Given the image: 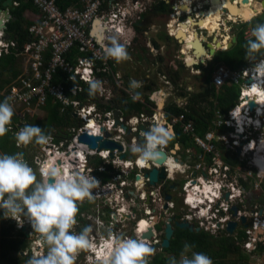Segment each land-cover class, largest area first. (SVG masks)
I'll return each instance as SVG.
<instances>
[{
  "label": "clouds",
  "instance_id": "obj_1",
  "mask_svg": "<svg viewBox=\"0 0 264 264\" xmlns=\"http://www.w3.org/2000/svg\"><path fill=\"white\" fill-rule=\"evenodd\" d=\"M142 1L147 2L145 0H141V2ZM207 1L210 0H206V3ZM233 1L235 3L236 1L239 2V0H233ZM263 1L264 0L262 1L256 0L254 2V6H256L257 4H262ZM133 3H135V1H133ZM204 3L205 2L199 1V2H195V5L196 7H201L200 5ZM209 5L210 6L204 4V6L201 7L202 9L199 10V13L201 14V12H204L206 8H208V10L211 9L213 4L210 3ZM74 7H80V6H73L71 8ZM9 8L11 7L8 6V9ZM191 8L193 9V7ZM227 8L228 7L226 6L225 9ZM143 10L144 11H142L141 14L139 15L141 16V21L143 20V15L147 14L146 8ZM133 13L132 15L134 16V18H136V15H134ZM263 13L264 10L262 11V13L256 15V17H254L253 19H251V13H246L245 19H251L250 21L256 20ZM223 14H224L225 24L232 25L226 29H234L238 18H235L234 20H232V22H230L229 15L232 14L225 12H223ZM197 15L198 13H195L190 17L189 14L185 13L181 17V18L186 17L185 22L180 21L181 18L180 19L177 18L175 21H177L179 28L178 27L173 29L170 28L171 30L169 34L170 37L169 36L167 37L169 38L170 44L172 41H175V43L178 46V55H179L178 59L181 60V66H180V70L175 71L176 73H178L177 76L182 78L181 77L182 72L186 73L188 69H191L196 75L194 76V79L200 81L203 75L205 76V70H208L210 68V63L213 61V58L219 52L227 51L228 49H225L226 48L225 36L227 35L225 28L222 29V32L225 35L220 39V41L224 42L223 47H220V49L214 47L216 50V54L214 55V57L211 55H207L205 56V58H201V59H199L196 54L197 50H195L194 48L186 49L185 46L179 40H177L176 38L177 35L173 36L174 30L180 31L181 25H188L187 22L189 18L193 19L196 23H200L196 19ZM11 16H12L11 13L10 15L8 14V17ZM130 19L132 21L133 17H130ZM138 24L139 22L134 27L130 26L129 24H123L120 26V31L117 32V36L119 40L115 36H113L110 38L111 39L110 45L105 46V56L107 58L114 59V62L115 61L120 62L130 58L128 52H131L133 56V53H135L140 47L138 44L139 39L141 37H144V35H142V33L138 31ZM142 26L145 27V31H144L145 33L147 31V25H145L144 23L142 24ZM189 26L191 27L192 24ZM195 30L197 33L200 34L201 41L202 40L204 41L203 33L205 31L200 30L199 25L195 27ZM248 31H252L253 36L248 38L246 36V33ZM244 39L248 41L247 50H246V56H248L247 64L249 65L248 63L249 58H252V61L255 62L253 66V72H254L253 76H248L249 78L247 80H245V76H243V72H244L243 68H246L248 65H246V67H240L234 69L224 64L216 65L217 68L212 72V82H213V76L220 66L227 67L233 72H240L241 75L243 76V78L240 79L239 83L228 81L223 86H217L215 82H213L217 88V93L219 95L222 93V89L227 84L238 85L241 87V98L239 103L236 105V107L232 109L229 112V114H226L221 109H217L216 120L219 119L218 116H222L223 120L225 121L229 120L232 123L231 126L225 124L222 129H224V131H226L229 134L238 136L240 140H242L240 142V146L236 147L235 150L228 151L227 157L231 159L233 157L236 158L237 156L238 159L240 160V163L237 166L244 165L245 167H250L251 166L250 162H253V166H254L253 169L255 171V175L258 176L259 174H261L264 176L263 170L258 165V161L264 160V104L261 103V98L260 99L257 98V101L261 105V107L260 109L259 108L252 109L250 102L254 101L255 98L253 97L248 98L246 95L248 88L250 89V91L255 92L256 89L259 87L264 97V53H261L260 55L257 56V53H260V50L264 49V24H257L252 29L247 30L245 32ZM129 40L132 45L126 44L127 43L126 41ZM154 44L152 45H154L155 47L154 49L156 53L153 52L152 54H157L158 51L161 54L160 56H156V58H154V56L152 57L148 55L146 58H150L151 61L150 64L156 65L155 61L158 64L167 61L168 58H166V56L164 57V52H165L164 47H162L160 44H157V42H154ZM156 44L159 46V48L156 47ZM187 56L191 57L195 61L192 65L188 64L187 61L189 59L187 58ZM258 57H261V59L258 60ZM133 58L134 56L132 57V61L134 60ZM202 60H204V62H202ZM169 62H171L170 59ZM151 73L152 74L149 73L150 75L146 76V79H144V81L148 84H144L142 86V81H137L133 79L130 81V87L135 89V88L145 87L147 85L153 86V82H154L156 86L153 87H157L159 89L153 91L149 99L151 98L150 100L153 101L155 104L146 103L145 101L150 102V100L141 99V94L139 92H135L134 94L131 92L133 94L132 95L133 100L129 99V95H127L128 97L126 96L128 100L126 101L128 103L124 108L121 107V103H122L120 102L121 99L118 102H114L113 104H107L109 105V107H112L113 105H116V107L119 106V108L116 109V111H114L116 116L117 113L122 114L119 116V118L124 117L126 119L129 118L132 119L135 117V115L137 118L142 115H146V117H148L150 120L155 122L154 125L150 127L148 131H145L146 128L139 127V130L145 132L144 137L140 138V135L137 134V136L140 139L138 140L137 143L131 145L130 148L131 152H129V155L131 156H133V154H136V159L135 160L131 159V161H128L126 160L125 155H123L125 159L122 160L123 156H121V160L123 162L128 161L134 164L135 171L133 172L130 178L134 176V174L136 173V169L137 170L140 168L146 169V167L148 165H151V163L152 164L158 163L162 159V152H163L162 148L167 144L169 145L170 144L169 142L172 141L173 139L176 140L177 144L182 147H186V146L189 147L194 142L192 138L185 137L181 133L180 131L182 130L181 127L174 128L171 125V121L169 120V118L168 120L164 119L166 123L165 125L159 124L158 112L160 111L163 113L164 107L166 106L165 102L167 97L164 94L163 87L162 89H160L161 86L158 84V80L157 79L153 80L154 78L153 76L156 77V75L154 74L153 71ZM186 83L187 85H189L188 82ZM125 87H126V83H125ZM130 87H128V90H130ZM101 88H102V84L100 81L98 80L91 81L89 85V95H94ZM189 90L193 94H196V91H193L192 88H190ZM10 99H11L10 97H7L3 101H0V136H3L5 133L8 132L9 130L8 125L11 123L12 117L14 115V108L12 104L9 103ZM125 99L126 98H122V100ZM139 99L140 102L136 101ZM131 101L135 103H141L142 105L146 103L147 105L146 106L144 105L145 106L144 114L141 115L133 114L131 116L126 115L124 113V110L129 109L128 107L132 104ZM176 102L179 106H183L184 102L185 104H188V99L185 97H177ZM245 102H248V104H245ZM116 103H118V105ZM158 107H160V110H158ZM107 108L108 107L103 109H107ZM186 116L188 118V114ZM164 118H165V114H164ZM215 121L213 122L210 129L214 127ZM116 126H117V121L113 130L117 129ZM119 126L121 127L120 122H119ZM100 130H102V136H98V137H102L105 141L115 143L110 140L113 138V135L111 133L110 134L108 133L107 131L108 129L103 128ZM173 130L175 131V133ZM178 133H180L181 135L178 136L177 135ZM180 138L189 141L187 143L178 142V139ZM15 140L18 146L28 145L33 142L40 145H46L51 140V136L47 135L45 131L42 130L37 125L25 124L22 128H20L16 132ZM125 140H127V138ZM67 142H70L69 144L71 145L73 143V137L69 139ZM61 143L62 142H60L59 144L56 143V145H60ZM124 143L131 144L132 139L131 141H125ZM177 144L175 145L170 144V145L174 147ZM117 145H119L122 148L121 152H123L124 150L123 145L122 144H117ZM69 147L65 151H68ZM260 150L262 152L258 154ZM102 151H111V150H102ZM114 151H119V150H114ZM245 151H249L250 153L249 156L246 158L244 156ZM111 158L113 159V156ZM85 159L86 160L84 162L86 164L83 165V169L80 168L79 166L72 173H69L62 166L52 164L50 161L45 160L39 168V173L42 179L38 180L36 171L33 169L32 166H30L25 161L24 157L22 158V154L20 153L0 154V211L3 212L4 218H7V221L10 223L11 226H13L18 231V233L22 232L24 234L23 230L25 228L27 229L26 235L24 234L26 239L23 240L24 242L27 243V247L24 251L21 250L22 252L21 251L17 252V255H20L21 257L25 255L22 257V259H25V261H27L28 264H75L76 257L78 258V261L80 258H83L85 263H87L86 261H88V257H87L88 254H90L91 256L92 255L97 256L99 254L102 262V263L98 262L99 264H149L148 257L155 252V249L153 247L161 246L159 245L160 243L159 239L162 234L166 233L167 225L171 224L169 223V220H173L172 223L173 230L174 228H176L175 227L176 223H188L191 226L193 225L195 229V232H191V233H200V232L209 233L200 227V222H199V219H206L208 215L211 214L209 212H211L212 209L208 208V206L212 205L216 208L220 203L224 201L229 202L231 204L233 203L230 201V196H231L230 192H226L225 189L222 190L217 188L215 183L209 186L207 192H203L206 191L204 189V186L205 184L207 186V183L198 182L195 183L194 186L198 184L197 186H200V188L202 187L201 189L203 191L201 194H198V197L194 195L195 201L193 202V204H189L188 202L189 195L187 196V193L184 191L185 185L188 184L187 178L189 175H187L185 177H182V181L184 182V185L181 195L183 209L185 208L184 212H187V216L184 217L181 214L175 213L173 211L175 207V201L172 198L170 202L167 200V198H169L167 197V195L170 194L168 187L170 184H174L181 180L174 179L170 173V169L167 172L166 167H164L162 169L165 170V174H166L165 181L163 182L159 181V183L155 187L151 186L149 181L150 186L153 188H156L159 185H164L162 191V197H161L163 200V204H165L164 210L160 211L158 207L156 208L152 207L154 206V204H152L151 199L147 200L146 202V205L150 210H154V209L156 210L155 214L153 215V218L155 219V226L153 227L151 225L150 216L145 213L144 207L142 208L141 219L138 221H132V216L127 214L128 208L118 207V202L123 201L122 200L123 196L119 193V191L122 189V187H120L121 180L119 182L113 181L112 177L114 175H111L112 173L111 168L104 165V161H102L100 157H96L95 155H89L87 153ZM101 168H104L105 171L100 172L99 170ZM155 169L158 171L162 170V169L159 170L157 168H154L153 170ZM152 171L145 170V178ZM197 177H198L197 174L192 176L193 179ZM146 179L149 180L148 178ZM253 182L254 181L252 179L249 180H246L244 178L240 179L239 186H240L241 195L236 198V203L232 204V208L230 211V214L232 216H231V220L228 223V225L231 222L237 223V228L235 229V231L233 233H230L227 227L226 231L222 230L221 233H219L218 235L212 234L215 237L223 236V235H231V237L234 236V238L237 237L238 244L240 243L241 248L243 249H244L243 242L247 240L245 230L246 228H248V226L249 227L251 226L249 220L250 217L248 214L252 215L251 213L255 211L256 207H264V203H263L264 186L262 191L253 192L254 191ZM108 184H114V185L116 184L117 189L113 190L114 193H112L113 192L112 191L102 196V192ZM252 189L253 191H251ZM98 192L101 194L100 197H98L99 194ZM194 192H196V190H194L193 193ZM133 193L135 196L134 200L141 203L140 192L134 191ZM226 195H228L227 199H226ZM112 196L113 198L110 199V197ZM89 198L92 199L93 201L92 203L95 204V207L97 209L96 213H97L98 221H103L105 223L106 220L103 218L104 210H106L109 216L110 215L112 216V214L117 215L119 211L120 215L122 216L120 221L125 222L126 232L129 229V225L133 223L135 227L136 238L131 237V234L130 235L126 234L125 237L113 236V234L109 232V235L106 236L108 238L104 241L102 247L99 249V253L98 254L94 253L92 248L95 246H99L101 244V241L99 240L97 242H93L92 239L90 238L92 227L91 225L88 224L89 215H88L87 199ZM249 198H251V200H254L255 198V201H252L253 203L252 202L250 203L248 200ZM259 199L260 201H258ZM108 200L112 201V206H114L115 208L114 210H112L110 208L111 206L108 205L107 203L109 202ZM199 200H202V202H199ZM78 201L81 202L79 207L77 203ZM125 202L126 205L128 206L127 204L128 202L127 201ZM148 202H150L149 205ZM105 203L107 204L106 206H104ZM143 204L141 203V205ZM235 207H237L238 209L237 215H235L233 211V208ZM79 210L81 214H79V217H77L78 215L77 213L79 212ZM123 211L125 212L121 213ZM194 211H196L198 216H195L193 214ZM244 211H245V215L239 214L240 212H244ZM128 217L130 219H128ZM187 217H193L192 221H185V218ZM243 217L246 218V223H242ZM262 218L264 220L263 213H262ZM77 220H79V223H77ZM143 220H146L148 222V225L151 226L147 229L146 232H141V229L139 228V224ZM17 224L18 226L23 225V228L21 230L18 229ZM97 224L98 223H96V226L98 227ZM150 230L153 231L154 234L153 239L151 240L144 239V236L148 235ZM162 230H165V232L161 233ZM197 230H200V232H196ZM237 233H239L240 235L241 233H244V239L242 242H239L240 235H238ZM139 238H142L144 241L147 242L145 243ZM39 239L40 240L43 239L46 242L47 250L44 247L45 244L43 245L42 243H40V241H38ZM38 243L42 245V247L39 248L38 250L39 252H41V255L39 256L33 250L35 244ZM263 244L264 242L259 244L258 251L249 253L244 249L243 252H245V254L246 253L249 254V256L253 255L256 252H264V250L261 251L260 249V246ZM191 248L192 246L186 243L184 245V250L180 254L179 260H177L175 257H172L170 258L169 264H214L211 257L206 255L205 253L195 252V251L188 253L191 250ZM251 263L264 264L263 262L260 263L251 262Z\"/></svg>",
  "mask_w": 264,
  "mask_h": 264
},
{
  "label": "built area",
  "instance_id": "obj_2",
  "mask_svg": "<svg viewBox=\"0 0 264 264\" xmlns=\"http://www.w3.org/2000/svg\"><path fill=\"white\" fill-rule=\"evenodd\" d=\"M26 1L32 3L38 9L39 18L36 19L35 17V19H33L32 16L26 18L28 21L34 23V25L29 30L30 41L25 46L21 45L18 35L13 38L8 31V27L13 18L12 16L8 17V14L10 15L13 8L17 9L21 7L24 0H13V6L9 9L0 8V59L7 55L14 54L17 64L19 66L23 65V69L25 67L26 70V73H24L23 70V73L19 75V78L10 88L0 94V101L10 97L9 103H11L14 108V115L21 117L23 114L33 115V117L39 116L47 110L49 101H52L61 106V116H65L69 113L74 118L79 119L84 127H82L81 130L79 129L78 132L73 129L72 134H70L73 137V143L70 145L71 147H69L68 151L64 152H61L60 149L57 150L63 153V155H69V157L72 156V147L75 142L78 144L79 137L84 134L93 136L87 131L91 123H94L99 129H108V133L113 135V138L110 140L117 144H122L124 147L123 152L92 151L87 145L79 144L87 149L89 155L100 157V159L104 161V165L111 168V175H114L112 177L113 181L119 182L121 180L120 187H122V189L119 193L123 196L122 200L128 202L127 214L133 217L134 213L132 212V208L135 204L136 207H138V205L137 201L132 198L134 195L132 187L134 186L129 178L131 177V173L135 171V168L134 164L128 161H131L134 157L129 155L131 146L124 142L126 138L130 137L132 138V144L137 143L141 137H144L145 133L139 130V127L146 128L145 131H148L155 122L146 117V115H142L138 118L134 117L129 120V122L126 118L121 117L119 118L121 127L126 129L131 127L130 130H113L116 125L115 112L103 109L99 105H102L104 102L113 104L117 94L126 93L127 95H131V97L133 94L130 90L126 89L125 82L122 81L121 77H114V81H111L97 77L96 72L100 71H97L100 65L103 64L107 66L114 62V59L105 56V46L110 45L111 37L115 36L118 39L117 32L120 31V26L129 24L134 27L141 21V16L136 15V18H134L132 13L135 12L134 9H138L139 6L142 8V2L141 0H134L135 3L132 4L131 8L130 5H123L121 0H82L80 7L69 8L64 11L59 7L57 0ZM236 3H238V1H236ZM176 6L182 7L184 3L182 2ZM177 7L175 8L176 10ZM191 7H193V9L189 14L190 17L198 13L196 19L202 22L203 17L198 11V9L202 8L196 7L194 1H192ZM183 15L181 11L177 10L173 18L175 20L177 18L180 19ZM130 17H133L132 21ZM232 18V15H229L230 22H232ZM187 23L188 25L192 24L190 18ZM200 30H202L201 27ZM97 32L103 33L105 37L104 41L99 42L97 39L98 37L95 36ZM246 36L249 38L253 35L251 31H248ZM126 42L128 45H132L130 40ZM248 63L249 65L243 68L245 80L249 78L248 76H253L254 73L253 66L255 62L252 61V58H249ZM61 72L65 73L67 76V78H65V83L74 86L72 87L71 93L75 99L67 95V88H65L63 84H54V80ZM243 76L240 72H233L227 67L220 66L213 76V82H215L217 86H223L228 81L239 83ZM93 80H98L102 84V88L98 90L97 94L94 96L96 99L92 100L91 97H87L86 101H79L77 99L78 95L84 93L82 84L90 85V82ZM107 84H110L112 89H108L106 87ZM136 101L140 102V99ZM245 104H248V102H245ZM218 117L219 119L215 121L214 127L210 129L205 136L198 134L195 123L188 122L186 115L175 117L173 120L169 118L174 128L181 127V133L185 137L192 138L194 142L189 147H177L178 150L182 148L181 153L178 154V159H173V152L169 151L171 148H169L167 144L162 148V151L168 156V163L166 165L159 166L151 163L146 169H138V171L136 169L137 173L134 176L137 179L135 182V189L136 192L141 193V203H144L142 208H148L146 202L151 199L152 204L164 210L165 204H163L161 198L164 185H159L156 188L151 187L149 180L145 178L144 174L145 170L152 171L154 168L161 170L164 167H166V171L168 172L169 168L167 167H169L168 164H170V162H173L177 166H181V168H183L182 166L185 162H191L193 160L199 162L198 166L193 167L198 177L193 179L192 175L187 178L188 184L184 187L187 196L190 190H196L195 196L197 197L198 194L202 193L200 186H197L198 184L194 186L195 183L206 182L208 187L215 183L217 188L222 190L225 189L226 192L231 193L230 201L234 204L236 203V198L241 195L239 186L241 178L246 180L252 179L253 181L259 180L261 183L257 188H254V191L260 192L263 190L264 176L261 174L258 176L255 175L253 162H250V167H245L244 165L233 167L230 163L226 162L221 155V146L227 151H232L240 146L241 141L236 135H231L233 136L231 139L228 137V133L222 128L225 124L231 126L232 123L229 120H223L222 116ZM164 119L167 120V117L165 116ZM137 134L140 135V138ZM94 136H102V130H96ZM50 146L53 147L54 150L58 148V146L53 143L48 147ZM61 147L63 148L64 144H61ZM249 154V151H245V158L248 157ZM123 155H125L126 160H128L127 162L121 160V156ZM112 156L113 159L111 158ZM191 169L192 167H189V171H191ZM73 171H75V169H73ZM99 171L104 172L105 169L101 168ZM180 172L183 173V170L181 169ZM116 189V184H108L104 188L102 196ZM204 189L206 190L205 186ZM100 195L99 193L98 197H100ZM108 201V205L114 210L115 208L112 206V201ZM199 202H202V200H199ZM232 204L224 201L216 208L209 205L208 208L212 209V211L209 212L211 214H209L206 219H199L200 227L206 232L215 235L221 233L222 230L226 231L232 216L230 214ZM106 205L105 203L104 206ZM155 212V209L152 211H145V213L150 216V222L153 227L155 226V219L153 218ZM262 213L264 215V207H256L255 211L251 213L252 215L248 214L251 226H248L245 230L247 240L243 242V247L245 251L249 253L258 251L259 244L264 242V220L262 218ZM193 214L198 216L196 211H194ZM239 214L245 215V211ZM121 218L122 216L119 211L117 215L112 214L111 216L112 228H110V231H112L113 236L125 237L127 234L126 230H124L126 229L125 222H121ZM192 219L193 217H187L185 221H192ZM17 228L21 230L23 225L18 226L17 224ZM102 228H105L104 224L100 223V227L95 228L96 231L94 233L92 232L90 235L93 242L101 241L99 246H95L96 249H100L104 241L108 238L102 235L105 231V229ZM115 230H118V232H115ZM139 239L145 243L147 242L142 238ZM41 247L42 245L40 243L35 244L33 247L34 252H36L38 256L41 255V252L38 251ZM99 249L97 253H99ZM87 257L88 261H86L87 263L85 264H99V255L91 256L88 254ZM75 264H78L77 257Z\"/></svg>",
  "mask_w": 264,
  "mask_h": 264
},
{
  "label": "trees",
  "instance_id": "obj_3",
  "mask_svg": "<svg viewBox=\"0 0 264 264\" xmlns=\"http://www.w3.org/2000/svg\"><path fill=\"white\" fill-rule=\"evenodd\" d=\"M59 7L62 10H68L69 8L73 6H80L82 3V0H57ZM24 5L22 8L16 10L15 15L19 18V21L16 23L11 24V30L15 35L19 36V40L22 46H25L30 40H29V30L34 25V23L28 21L25 17V14L27 13V10L30 9L31 5L28 1L24 0ZM34 6V5H33ZM35 7V6H34ZM35 11L38 12V9L35 7ZM156 13L158 15L154 14H145L143 15V19L146 18H159V17H167L172 15V6L167 3V1H160L155 8ZM39 13V12H38ZM255 25L257 24H264V21L260 18L256 19L254 21ZM143 21L139 22L138 24V31L140 33H143L145 31V27L142 26ZM248 27V24L243 26L246 29ZM245 38V32H241V35L239 36L238 43L232 48L228 49L227 51L219 52L214 58L213 61L210 63V68L208 70H205V81L207 82V87L204 91H202L201 94H193L189 88H187L186 93H181V97H185L188 99V122H194L197 127V132L199 135L205 136L206 133L210 130L213 122L216 120V110L221 109L226 114H229V112L236 107V105L239 103L241 98V87L238 85H230L227 84L222 89V93L219 95L217 93V88L212 82V72L217 68L216 65H219L220 63H223L226 66H229L231 68H240V67H246L248 56H246V50H247V40ZM143 37H141L138 41L139 49L143 48L141 40ZM169 40V38H168ZM156 47L159 48V46L156 44ZM138 49V51H139ZM144 49V48H143ZM232 50V51H231ZM229 51V52H228ZM146 52V51H145ZM261 53H264V49L260 50V53H257V56ZM129 59H126L125 61H128L132 59V53L129 52ZM17 60L15 59L14 54L7 55L0 59V92H2L8 85L10 86L12 82L19 77V69L17 68ZM120 62H113L109 65H100L98 67L97 71V77L103 78L106 80L114 81V77L122 79L126 83V86L128 87V80L129 77H126L125 74L119 71ZM203 69V68H201ZM21 74V73H20ZM177 75L178 73L175 72ZM115 75V76H114ZM65 78H67L65 73H60L58 77L54 80V84H63L65 88H67L66 92L67 95H69L70 98H73V95L71 93L72 87H74L72 84L68 85L65 83ZM84 87V93L79 94L77 99L79 101H86L87 97L92 98V100L96 99L94 98V95H89V85L82 84ZM153 86H156L153 82ZM148 87V86H147ZM147 90L153 92V88H147ZM125 96H127L126 93H124ZM128 97V96H127ZM127 97L125 100H122L121 107L124 108L127 105ZM75 99V98H73ZM76 99V100H77ZM131 105L128 107V115L131 114H144L145 106L141 103H135L131 101ZM102 108H106L103 105H99ZM60 108L61 106L59 104H55L52 101H49V104L47 106V111L49 113V117L47 118L46 124L44 127L47 128V135H52L55 132L56 128H60L61 135L64 132V128L70 126L71 124V114H66L65 116L60 115ZM113 109L112 107H108L107 110L111 111ZM178 113H185L184 111L178 110ZM130 115V116H131ZM29 115H26V117L16 116L13 115L11 123L8 125V132L5 133L3 136H0V151H4L5 154H17L18 148L16 146V140L14 136L12 135L15 131H18L20 128L23 127V121L24 119L28 118ZM34 118L33 116H31ZM27 121V119H26ZM31 124V123H29ZM16 125H20L21 127L17 128ZM40 128L43 126L42 124L38 125ZM74 127V125H73ZM13 130V131H10ZM69 139H71V135H67ZM65 138H59L56 139V143L59 144L62 140ZM189 140L185 139H178V142H188ZM8 145H11L12 148L8 150ZM221 149H224V147H220ZM224 159L226 162L230 163L233 167H237V165L240 163V160L236 156V158H228L227 156H224ZM77 217H79V214H81L80 210L77 213ZM7 218H4L3 214L0 218V222H5ZM19 238L15 240L12 236V232H9V229L5 228L4 226L0 228V264H23L25 259H21L18 255H16V252H19L21 250H25L27 247V243L23 240L26 239L25 235L22 232L18 233ZM244 239V233H241L239 237V242H242ZM190 244L192 246L191 250L188 253H191L192 251L195 252H202L206 255L210 256L214 264H252L249 258V255L245 252H241V245L240 243L236 241L234 236L231 237V235H223L215 237L214 235L210 233H189V232H183V231H177L175 234V238L171 242V247L167 250H164L165 253L168 255L160 254L155 256L149 264H169L170 258L175 257L177 260L180 258L181 252L184 250L185 244ZM261 251L264 250V244L260 246ZM187 253V254H188Z\"/></svg>",
  "mask_w": 264,
  "mask_h": 264
},
{
  "label": "rangeland",
  "instance_id": "obj_4",
  "mask_svg": "<svg viewBox=\"0 0 264 264\" xmlns=\"http://www.w3.org/2000/svg\"><path fill=\"white\" fill-rule=\"evenodd\" d=\"M133 1L134 0H121V3L123 4V5H126V6H129L130 5V7L132 8V4H133ZM145 1H147V2H144V1H142V8H138V9H135V13H134V15H137V16H139L140 14H141V12L142 11H144L143 9H145L146 8V10L147 9H149V10H152L154 13H155V15H158V13H156V11H155V8L157 7V5H158V3L160 2V1H162V0H145ZM184 0H174V1H172V0H170L169 1V3H171V6H172V8H173V11H174V13L172 14V15H170V16H167V17H159V18H156V20L153 22V23H151V24H153V25H151V26H148L147 25V30H148V33H142V35H144V37H143V40H142V44L143 45H145V46H147L148 47V45L150 44L149 42H151V43H153L154 44V42H157V44H160L162 47H163V45H164V48H165V46H167L166 45V43H168V51H169V53L168 54H166V52H168V51H166V52H164V57L166 56V58H168L167 59V61H165V62H163V63H159V66L160 67H162L163 66V68H168V67H170V68H174L175 66L176 67H178V65L177 64H179V63H181V62H179V61H177L176 59H178V57H179V55H178V46H177V44L175 43V41H172L171 42V44L169 43V42H164L160 37H164V36H169V34H167L166 33V31H168V25L170 24V23H172L171 21H172V18H173V15H175V13H176V5H179L180 3H182ZM262 1V0H261ZM144 5V6H143ZM206 10H208V8H206L205 9V11ZM244 20H245V18H243ZM143 21V23L142 24H144V19L142 20ZM242 22V19L239 21V23H241ZM168 26V27H167ZM229 26H232L231 24H227V25H225V27H223V28H228ZM252 26V25H251ZM247 29H248V27H247ZM220 33V32H219ZM235 36H237V34L235 35ZM239 36V35H238ZM170 37V36H169ZM155 45V44H154ZM153 45V46H154ZM163 50V49H162ZM142 51H146V54H145V57H140V53L142 52ZM155 53H156V51H154ZM148 53H150L152 56H160V52L158 51V53L157 54H152L151 53V50L149 49V48H147V49H143V48H140L139 49V51L137 50L135 53H133V56H134V60L132 61V59H130V60H128V61H121V63H122V65H121V67H124L125 65H129L130 63H132V62H135L134 64H135V69H129L130 70V75L131 76H134V77H136L137 76V80H141L142 81V86L144 85V84H148V83H146L145 81H144V79H146V76L147 75H150V74H152V73H150L149 74V71H151L152 70V68H151V61H150V58H146L147 56H148ZM128 54H129V52H128ZM130 55V54H129ZM168 56V57H167ZM169 59L171 60V62H169ZM259 59H261V57H258V60ZM21 65H22V63H21ZM23 66V65H22ZM22 66H20L19 68H21V69H23V67ZM188 69V68H187ZM24 73H26V70H25V67H24ZM128 70V71H129ZM178 70H180V67H179V69ZM127 71V70H126ZM154 74H155V71H154ZM126 75V74H125ZM194 76H196L195 75V73L191 70V69H188V71L186 72V73H184V72H182V80H184L185 82H188L189 83V85H187L188 86V88L190 89V88H192L193 89V91H196V94H198V92H199V94H201L202 93V91H204L205 89H206V87H207V82L205 81V77H204V75H203V77L200 79V81L199 80H196V79H194ZM141 77H143V78H141ZM160 78H158L157 77V80H158V84L161 86V88L160 89H162V87H164L165 86V84L163 83V81L162 80H159ZM128 80H133V79H131V78H128ZM153 80H155V79H153ZM147 86H149L148 88H153L154 90L153 91H155V90H158L159 88H157V87H153V86H150V85H147ZM147 86H145V87H140V88H136V89H133V88H131L130 87V91L134 94L135 92H139L140 94H141V99H148V100H150L149 99V97L152 95V91H148L146 88H147ZM106 87L108 88V89H112V87H111V85L110 84H107L106 85ZM126 89L128 90V87L126 86ZM122 98H126V96L124 95V94H117V96H116V99H115V102H118L120 99H122ZM129 99L130 100H133L132 99V97H131V95H129ZM128 101V100H127ZM146 103H153V104H155L153 101H151L150 100V102H147V101H145ZM144 104L145 106L147 105V104ZM117 105H118V103H116ZM105 107H109L108 105H107V102H104V104H103ZM29 115V114H28ZM31 116H33V115H29L28 116V118H26L27 119V121H26V119H24V120H22L23 121V126L25 125V124H29V123H31L32 125H40V124H42L43 126L41 127V129L42 130H44L45 131V133H47L48 131H47V128L46 127H44V125L46 124V121H47V117H48V111L45 113V114H40L39 116H36V117H34V118H32ZM22 117H26V115L25 114H23V116ZM129 120H131V118H129V119H127V121L129 122ZM73 125H74V127H73ZM19 127H21L20 125H16V127H15V129L14 130H16L17 128H19ZM82 127H84V125L81 123V122H79V119H76V118H74L73 116H71V124H70V126H68V127H66V128H64L63 130H64V132L61 134V135H59L58 133H60V131H58V130H60V128H56L55 129V132L52 134V135H50L51 136V140L46 144V145H40V144H36V143H30V144H28V145H17V143H16V146H17V148H18V153H20V154H22V155H24V159H26V161H27V163L30 165V166H32L33 167V169L36 171V174H37V179L38 180H40V179H42L41 178V176H40V173H39V168H40V166H41V164L45 161V160H49L48 158H51V161H52V163H55V162H57V160H60L61 162H62V165H64V166H67V162H69V158H67V157H69V155H67V156H63V155H61V154H58L56 151L58 150V149H60L61 150V152H64L65 150H67V148L70 146V142H65V141H68L69 140V137L67 136L68 134H72V131H73V129H75L77 132H78V130L80 129L81 130V128ZM96 130H99L97 127L95 128ZM18 130V129H17ZM16 132L17 131H15L12 135L14 136V138H15V134H16ZM235 134V133H234ZM231 135L232 134H229L228 133V137L231 139ZM233 137V136H232ZM59 138H65L64 140H62L61 142H64V143H61V144H64V147L62 148L61 147V144L60 145H56V139H59ZM233 139V138H232ZM233 140H236V139H233ZM240 141H242V140H240ZM51 143H53L54 145H56V146H58V148H56L55 150L53 149V147H48ZM171 145H175V144H177V141L176 140H172V141H170L169 142ZM7 146H8V150H10L11 148H12V146L11 145H8L7 144ZM46 147H48L49 149H46ZM71 147V146H70ZM76 147V150H74V148ZM45 149H46V152H45ZM233 151V150H232ZM220 153H221V155L224 157V156H227L228 155V151L227 150H225V149H221L220 150ZM260 153V152H259ZM258 153V154H259ZM0 154H5V152L4 151H0ZM47 154V155H46ZM79 154V159H80V164H82L83 162H84V159L81 157V155H80V151H79V149H78V146H74L73 148H72V152H71V155H72V157L74 156H77ZM23 157V156H22ZM75 165H77L76 163H74ZM199 165V162L198 161H196L195 162V160H193V161H191V162H185V164L182 166L183 168H182V170H183V173H179V174H176V175H174L173 176V178L174 179H177V180H182V177H185V176H187V175H189V176H192V175H194L195 174V172H194V168L193 167H196V166H198ZM189 167H192V169H191V171H189ZM70 170V169H69ZM263 170H264V167H263ZM71 171V170H70ZM133 173H131V175H132ZM188 176V177H189ZM260 181L259 180H256V181H254L253 182V188H257V186L258 185H260ZM263 186H264V184H263ZM251 191H253V189L251 190ZM253 192H255V191H253ZM112 193H114V191L112 192ZM141 194V193H140ZM113 198V196L112 197H110V199H112ZM264 198V197H263ZM179 200V199H178ZM249 200V202L251 203L252 201H255V198H254V200H251V198H249L248 199ZM193 201H195V199L193 200ZM258 201H260V199L258 200ZM93 201H92V199L91 198H89V199H87V205H88V215H89V218H88V224L89 225H91V227H92V232L94 233L95 231H96V223H103L104 224V227L105 228H102V229H105V231L102 233V235L104 236V237H106V236H108L109 235V232H111L112 233V231H110V228H112L111 227V220H110V217H111V215L109 216V214L106 212V210H104V213H103V218L106 220L105 221V223L103 222V221H98V218H97V213H96V211H97V209H96V207H95V204L94 203H92ZM253 203V202H252ZM263 203H264V201H263ZM78 207H79V202H78ZM118 207L119 208H128V206L126 205V202L125 201H119L118 202ZM152 207H154V208H156L157 206L156 205H154V206H152ZM145 211H150V209L149 208H146L145 209ZM152 211V210H151ZM125 212V211H124ZM123 212V213H124ZM122 213V212H121ZM3 214V212L2 211H0V218H1V215ZM77 223H79V220H77ZM100 223H99V225H98V227H100ZM0 226H4L5 228H7V229H9V232H12V236H13V238L15 239V240H17V236H18V231L13 227V226H11L10 225V223L6 220L5 222H3V221H1L0 222ZM130 226V225H129ZM125 230V229H124ZM77 231V230H76ZM264 231V230H263ZM91 232V233H92ZM115 232H118V230H115ZM91 233H90V235H91ZM244 249L242 248L241 249V252L243 251ZM95 251H97V250H95ZM22 252V251H21ZM249 255V254H248ZM189 256H191V255H189ZM249 258H250V261L251 262H254V263H260V262H263L264 263V252H256V253H254L253 255H250L249 256ZM85 264V261H84V259L83 258H80L79 259V261H78V264Z\"/></svg>",
  "mask_w": 264,
  "mask_h": 264
},
{
  "label": "flooded vegetation",
  "instance_id": "obj_5",
  "mask_svg": "<svg viewBox=\"0 0 264 264\" xmlns=\"http://www.w3.org/2000/svg\"><path fill=\"white\" fill-rule=\"evenodd\" d=\"M9 1H13V0H5L4 1V3L3 4H5V3H7V2H9ZM165 1H167V3L169 4V5H171V3H169V1L170 0H165ZM172 1H174V0H172ZM10 7H12V6H10ZM172 10H173V8H172ZM264 9H263V7H262V4H257L256 6H255V8H252V10L250 11V13H251V19H253L254 17H256V15H258V14H260V13H262V11H263ZM14 11V8H13V10L11 11V12H13ZM199 11V10H198ZM10 12V13H11ZM147 13L148 14H154V12L152 11V10H149V9H147ZM11 15H12V17H13V13H11ZM245 18V17H244ZM242 19V22H244V23H239L238 21L236 22V27L237 26H241L239 29H241V30H238V31H240V33L241 32H246L247 30H250V29H252L254 26H255V24H253V23H255L254 21L255 20H252V21H250L251 19H243V18H241ZM11 23H13V20H11ZM10 23V24H11ZM246 24H248V29L246 28H244V31H243V26L244 25H246ZM252 25V26H251ZM169 26V27H168ZM167 27H168V31H166V33L167 34H170V32H171V30H170V24L168 25ZM178 28H179V25L177 26ZM195 27H196V25H194L192 28V32H193V35H194V33H195ZM8 31H9V33H11V35H12V37L13 38H15L17 35H15L14 33H13V31L11 30V26H9L8 27ZM147 33H148V30L146 31ZM208 33H210V36L211 37H215V36H220V35H218L217 33H219V31H211V32H208ZM236 35V33L234 34V36ZM222 36H220V38H221ZM230 39V38H229ZM228 47V44L226 45V48ZM231 49V48H230ZM180 50V49H179ZM187 58L189 59V58H191V57H188L187 56ZM177 61H179V62H181V60L180 59H178ZM17 64V63H16ZM178 65V67H174V68H170V67H168V68H163V66L160 68L159 67V69L158 70H156L155 71V75H156V77L155 76H153L154 78L153 79H157V77L158 78H160L159 80H162L163 81V83L165 84V86L163 87V91H164V94L166 95V97H167V99H166V106L164 107V110H163V113L165 114V116L167 117V120H168V118H170L171 120H173V118H175V117H180L181 115H187L188 114V112H189V110L187 109V108H189L188 107V104H185V102H184V105L183 106H179L178 104H177V102H176V98L177 97H181L182 96V94L181 93H186L187 92V88H188V86H187V83L184 81V80H182V78H180V77H178L176 74H175V71H177L178 69H179V67L181 66V63H179V64H177ZM17 68L19 69V75H20V73H23V69H21V68H19L20 66L17 64ZM19 78V77H18ZM17 78V79H18ZM17 79H15L13 82H12V84L17 80ZM11 84V85H12ZM10 85V86H11ZM10 86L8 85L2 92H0V94L1 93H4L8 88H10ZM113 107V106H112ZM119 108V106H117L116 108L115 107H113V109H111V111H116V109H118ZM158 110H160V107H158ZM178 110H181V111H184L185 113H178ZM128 111H129V109L128 110H124V113L126 114V115H128ZM129 115H131V114H129ZM135 117H136V115H135ZM115 118H116V121H117V129L116 130H130V128L131 127H129V128H124V127H120L119 126V117L117 118L116 117V115H115ZM171 126V125H170ZM10 131H13V130H10ZM177 131V130H176ZM178 136H180L181 134L180 133H178L177 134ZM131 139L132 138H127V140L126 141H131ZM132 144V143H131ZM131 144H127V145H130L131 146ZM179 145L177 144L176 146H174V147H172L170 144L168 145V147L169 148H171L169 151L170 152H173V154H172V157H173V159H178V157H179V155L178 154H180L181 153V149L182 148H179V150L177 149V147H178ZM238 155V154H237ZM133 157H134V160L136 159V154H133ZM23 158V157H22ZM138 171V170H137ZM137 173V172H136ZM135 173V174H136ZM135 174H134V176H135ZM145 175V174H144ZM132 177V178H130V180L132 181V183H133V190L134 191H136V187H135V182H136V177ZM189 178V177H188ZM183 185H184V182L181 180V181H178V182H176V183H174V184H170L169 185V187H168V190H169V195H167V197H169V198H172L174 201H175V207H174V209H173V211L175 212V213H177V214H181L182 216H184V217H186L187 216V212H184L185 211V208L183 209V204H182V199H181V195H182V191H183ZM166 192H167V190H166ZM133 199H135V196L133 195V197H132ZM179 199V200H178ZM79 202V205L81 204V202L80 201H78ZM77 202V203H78ZM143 204V203H142ZM137 205H138V207H136V204H135V206L132 208V212L134 213V215H133V217H132V221H138V220H140L141 219V217H142V205H141V203H139V202H137ZM160 211H162L161 209H160ZM124 212V211H123ZM174 213V214H175ZM2 216V215H1ZM130 222H131V220H130ZM149 227H151L150 225H148V222L146 221V220H143L140 224H139V228L141 229V231L142 232H146L147 231V229L149 228ZM156 227H159V226H156ZM177 231H181V230H179V229H176V228H174V236H173V239L175 238V234H176V232ZM165 232V230H162L161 231V233H164ZM127 235H130L131 234V237H134V238H136V234H135V227H134V225H133V223H132V225H130L129 226V229L127 230ZM238 235H240L239 233H237ZM237 235V236H238ZM236 239V241L238 242V238L236 237L235 238ZM160 243H159V245H162V243L164 242V240H165V234H162L161 236H160ZM36 241H37V238H36ZM38 241H40V243H42L43 245L45 244V248H46V250H47V244H46V242L42 239V240H38ZM173 241V240H172ZM171 241V242H172ZM170 247H171V245H170ZM169 247V248H170ZM168 248V249H169ZM164 250H167V249H164V248H162V249H157V252H156V254H154V256L152 257V258H148V261H149V263L151 262V260L155 257V256H157V255H160V254H164L165 256L166 255H168L167 253H165V251ZM25 263L26 264H28L27 263V261H25Z\"/></svg>",
  "mask_w": 264,
  "mask_h": 264
},
{
  "label": "bare ground",
  "instance_id": "obj_6",
  "mask_svg": "<svg viewBox=\"0 0 264 264\" xmlns=\"http://www.w3.org/2000/svg\"><path fill=\"white\" fill-rule=\"evenodd\" d=\"M65 1V0H64ZM192 1L194 2H199L200 0H184L183 3H184V7H180V8H177L178 11H181L183 14L187 13V14H190L192 12ZM232 0H221L220 1H217L216 3H214V0H210L209 3L205 2L204 4L205 5H208L210 6L209 4L212 3L213 6L211 7V9H209L208 11H204V13L201 12V15L204 17V19L202 20V22H200V27L202 28V30H205V33H208V32H211V31H220L223 29V27L226 25L225 24V20H224V10H225V7L227 6L228 7V3L231 2ZM256 0H240L238 3H236V5L240 6L241 4V9L239 11V14H233L232 15V20H234L235 18H238L237 21H240L241 18H244L245 17V14L246 13H250V11L252 10V8H255L254 6V2ZM204 4H201L200 6L203 7ZM262 7L264 9V5L262 4ZM139 8H141V6H139ZM135 10V9H134ZM171 29L172 28H176L178 26V23L177 21H175V19H172L171 21ZM191 22H192V26L190 27L189 25H181L180 26V31H177V30H174V33H173V36H176V38H178V40L181 41V43L185 46L186 49L188 48H194L195 50L198 49L199 51V54L197 52V56L199 57V59L203 58L204 56V53L202 51V47L200 45H196V43L198 41H201V36L199 33H197L195 31L194 35H193V32H192V27L194 25H196L194 22H193V19H191ZM197 26V25H196ZM241 27V26H240ZM179 32V33H178ZM100 37H102V32L98 34ZM179 36V37H178ZM228 37V36H227ZM213 38H217V41H218V47H223V41H220V36H215ZM229 38L231 39V36H229ZM237 38L236 42H233L234 39ZM102 39V38H101ZM238 40H239V37L238 36H233V41L231 43H227L228 44V47L225 48V49H228L230 47V45H232L231 48H233L237 43H238ZM213 44V43H212ZM226 44V45H227ZM214 47V44L212 45ZM185 49V50H186ZM232 51V50H231ZM229 52V51H228ZM189 57V56H188ZM188 64H193L195 61L192 59V58H189V60L187 61ZM192 62V63H191ZM259 94V95H257ZM247 97H253L255 98L254 101L257 102V105L260 109L261 105L258 103L257 101V98L260 99L261 98V103L264 104V97H263V94H262V91L260 90V88L258 87L256 89L255 92L253 91H250V89L248 88L247 89V93H246ZM151 99V98H150ZM148 100V99H147ZM158 120H159V124H166L165 121H164V113L162 112H158ZM97 126L94 124V123H91V126H89L87 128V131L91 133V135L94 136V134L96 133V128ZM98 128V127H97ZM99 129V128H98ZM100 130V129H99ZM77 142L74 143V146H78V149L80 151V155L81 157L84 159V161L86 160L85 159V156L87 155V149L84 147V146H81L78 142V144H76ZM73 146V147H74ZM51 147V146H50ZM72 147V148H73ZM47 149H49L47 147ZM54 149V148H53ZM46 152V150H45ZM58 154H61L63 155V153H60L58 151H56ZM259 152H262L261 150ZM258 152V153H259ZM63 156H67V155H63ZM79 154L77 156H71V157H67L69 158V162H67V166H64V165H61L65 170H67L69 173H72L73 172V169H77V167L80 166V168L83 169V165H85L86 163L83 162L82 164H80V159H79ZM51 163V158H48ZM60 160H57V162L55 163H52V164H55V165H59L58 162ZM61 162V161H60ZM74 163H76L77 165H75ZM258 165L260 166V168L263 170V167H264V160H261V161H258ZM60 166V165H59ZM71 171H70V170ZM140 169H144V168H140ZM169 169H170V173L172 176L176 175L177 173H179L181 171V166H177L176 164H174L173 162H170L169 164ZM264 172V170H263ZM205 187H206V191H203V192H207L208 191V186H206L205 184ZM202 188V187H201ZM198 189V188H196ZM190 194H189V204H193V200L195 199L194 198V195H195V192L193 193V191H189ZM123 213V212H122ZM142 232V231H141ZM94 253L98 254L97 251L95 250H98L99 248H95L93 247L92 248ZM99 255V254H98ZM94 256V255H92ZM98 262H101V258L99 256L98 258ZM102 263V262H101Z\"/></svg>",
  "mask_w": 264,
  "mask_h": 264
},
{
  "label": "water",
  "instance_id": "obj_7",
  "mask_svg": "<svg viewBox=\"0 0 264 264\" xmlns=\"http://www.w3.org/2000/svg\"><path fill=\"white\" fill-rule=\"evenodd\" d=\"M4 1L5 0H0V6H2V4L4 3ZM217 1H220L221 2V0H214V3H216ZM200 2H206V0H200ZM207 2L209 3V1H207ZM12 4H13V1H9V2H7V3H5L3 5L4 6L3 8H8V6H12ZM262 4L264 5V1H263ZM182 7H184V6H182ZM240 9H241V7L238 6V5H236V3L232 0L231 2L228 3V8L225 9L224 12L225 13H230L232 15L233 14H239ZM202 13H204V12H202ZM259 18L264 21V13L262 15H260ZM15 21H16V19H15ZM180 21L185 22L186 21V17L181 18ZM193 22L196 25H199L200 26V23H196L194 20H193ZM234 31H235V29H234ZM98 34H99L98 32L95 33V36L98 37L97 39L99 40V42L104 41V38L105 37H104L103 33H102V37H100ZM177 40H178V38H177ZM236 40H237V38H235L233 42H236ZM214 42L218 44L217 38L214 39ZM196 45H200L202 47V51L204 53L203 58H205V56H207V55H211V56L214 57V55L216 54V50L212 46L213 44H211V43H208V42L206 43V42H204L202 40V41H198L196 43ZM231 47H232V45H230L229 48H231ZM208 50H209V52H208ZM196 52H198V54H199L198 49H197ZM202 62H204V60H202ZM250 105H251L252 109H255V108L258 107L256 101H251L250 102ZM113 107H116V105H113ZM120 115H122V114L121 113H117V116L116 117L118 118ZM106 137H108V136H106ZM78 141L81 144H84V145L89 146V148L92 149V150H99V151H102V150H111V151L119 150L120 152L122 151V148L119 145H117L115 143H111V142L105 141L102 137H93V136L91 137V136H88L87 134H84L81 137H79ZM22 156L24 157V155H22ZM124 159L125 158L123 156L122 157V160H124ZM167 161H168L167 154L164 153V152H162V159L158 163H155V164L156 165H159V166H163L164 164L167 163ZM58 164L61 166L62 165V162L59 161ZM146 178L149 179L151 186L155 187L159 183V181H162L163 182V181L166 180L165 170L162 169L161 171H158V170L155 169L150 174H148L146 176ZM227 198H228V195H226V199ZM167 200L170 202L171 201V198H167ZM149 204H150V202H148V205ZM233 211H234L235 215H237V212H238L237 207L233 208ZM128 219H130V218L128 217ZM169 223H171V224H168L167 225L164 242L162 243L161 246L153 247L155 249V252L151 256H149L148 258H152L154 256V254H156L158 248L168 249L170 247V243H171V241L173 239V236H174V230H173V225H172L173 220H169ZM242 223H246V218L245 217L242 218ZM175 227H176V229H179L181 231L190 232V233L191 232H195L194 226L193 225L191 226L188 223H176L175 224ZM236 228H237V223L236 222H231L228 225V231L230 233H233ZM23 232L26 235L27 229L25 228L23 230ZM196 232H200V230H197ZM153 237H154L153 231L150 230L149 233H148V235H145L144 236V239L151 240V239H153ZM23 256H25V255H23Z\"/></svg>",
  "mask_w": 264,
  "mask_h": 264
},
{
  "label": "crops",
  "instance_id": "obj_8",
  "mask_svg": "<svg viewBox=\"0 0 264 264\" xmlns=\"http://www.w3.org/2000/svg\"><path fill=\"white\" fill-rule=\"evenodd\" d=\"M240 1V0H239ZM30 4H32V3H30ZM4 5V4H3ZM0 6V8H2V7H4V6ZM23 5H24V3H23ZM23 5L21 6V7H19V8H17V9H15L13 12H11V13H13V18H12V20H13V23H16V22H18L19 21V18L18 17H16V15H15V12H16V10H18V9H20V8H22L23 7ZM5 9H7V8H5ZM13 10V9H12ZM198 10H200V9H198ZM7 16V15H6ZM29 16H32L33 17V19H35V17H36V19H38L39 18V13L37 12V11H35V7L33 6V5H31V7H30V9H28L27 10V13L25 14V17L27 18V17H29ZM15 19H16V21H15ZM156 20V18H146L145 20H144V23H145V25H148V26H151V25H153V24H151V23H153L154 21ZM12 24V23H11ZM11 24H10V26H11ZM151 24V25H150ZM240 28V26H235L234 27V29H235V31H234V29H226V32H227V35L225 36V38H226V42H225V45L228 43H231L232 41H233V36H234V34L236 33L237 34V36L239 35H241V33H240V31H238V30H241V29H239ZM220 33H217L218 35H220V36H224L225 34L222 32V30H220L219 31ZM222 32V33H221ZM251 33H252V31H251ZM228 36V37H227ZM229 36H231V39H229ZM238 36V37H239ZM164 42H169V40H168V37H167V35L166 36H164V37H160ZM203 38H204V41L207 43H213L214 41H213V39H215V38H213V37H211L210 36V33H203ZM150 44L148 45V47L147 46H145V45H142L143 46V48L144 49H147V48H149L150 50H151V53H153L154 51H155V47L152 45L153 43H151V42H149ZM170 43V42H169ZM214 44V47H216V48H218V49H220V47H218V44H215V43H213ZM166 45L168 46V43H166ZM167 46H165V48H164V51L166 52V51H168L169 49H168V47ZM163 47H164V45H163ZM232 49V48H231ZM169 53V51L168 52H166V54H168ZM145 54H146V52L145 51H142L139 55H140V57H145ZM148 55H150V56H152L150 53H148ZM153 57V56H152ZM154 58H156V56H154ZM123 61H125V60H123ZM135 62H132V63H130L129 65H125L124 67H121V65H122V63H121V61H120V66H119V71L122 73H124V74H126L125 76L126 77H129V78H131V79H135V80H137L136 78H137V76L136 77H134V76H131L130 75V70L129 69H135V64H134ZM155 63H156V65H151V68H152V70L151 71H149V73H151L152 71L154 72V71H156V70H158L159 69V64L155 61ZM220 64H223V63H220ZM127 70V71H126ZM129 70V71H128ZM148 76V75H147ZM205 78H206V76H204ZM211 77H212V75H211ZM141 78H143V77H141ZM130 81V80H129ZM137 81H141V80H137ZM128 87H130V82H128ZM136 89V88H135ZM47 112V110H45L42 114H45ZM48 117H49V113H48ZM47 117V118H48ZM132 225V224H131ZM0 228H2V226H0ZM17 238H19V237H17ZM16 255H17V252L15 253ZM21 259H22V257L20 256V255H18ZM23 264H26L25 262L23 263Z\"/></svg>",
  "mask_w": 264,
  "mask_h": 264
}]
</instances>
